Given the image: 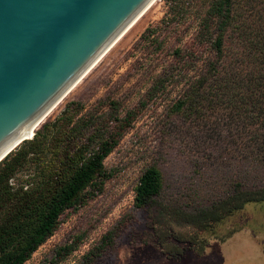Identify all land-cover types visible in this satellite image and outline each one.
I'll return each mask as SVG.
<instances>
[{"label":"rangeland","instance_id":"1","mask_svg":"<svg viewBox=\"0 0 264 264\" xmlns=\"http://www.w3.org/2000/svg\"><path fill=\"white\" fill-rule=\"evenodd\" d=\"M176 6L173 12L169 0L156 1L40 125L78 103L83 113L102 102L115 101L122 111L146 103L105 160L112 177L104 190L92 196L88 189L86 202L62 214L54 235L25 264H264V202L208 228L186 214L226 198L236 180L264 189V130L226 104L198 123L174 114L184 83L148 94L175 49L190 42L204 10L203 0ZM151 166L162 171L164 191L140 209L136 188Z\"/></svg>","mask_w":264,"mask_h":264},{"label":"trees","instance_id":"2","mask_svg":"<svg viewBox=\"0 0 264 264\" xmlns=\"http://www.w3.org/2000/svg\"><path fill=\"white\" fill-rule=\"evenodd\" d=\"M183 1L169 0L171 9ZM203 4L190 42L175 49L173 61L155 78L148 94L184 83L172 106L174 114L198 123L209 110L226 104L253 117L264 130V0ZM102 103L86 113L80 103L75 111L69 106L61 118L44 123L32 140L0 163V264H25L54 235L62 214L86 202L88 189L92 196L104 190L112 177L105 160L146 103L128 111L115 101ZM164 186L162 171L147 168L136 188L137 208L156 202ZM261 202L264 189L236 180L226 198L186 214L200 228H208Z\"/></svg>","mask_w":264,"mask_h":264},{"label":"water","instance_id":"3","mask_svg":"<svg viewBox=\"0 0 264 264\" xmlns=\"http://www.w3.org/2000/svg\"><path fill=\"white\" fill-rule=\"evenodd\" d=\"M156 1L0 0V163Z\"/></svg>","mask_w":264,"mask_h":264},{"label":"bare ground","instance_id":"4","mask_svg":"<svg viewBox=\"0 0 264 264\" xmlns=\"http://www.w3.org/2000/svg\"><path fill=\"white\" fill-rule=\"evenodd\" d=\"M157 1H158V0H157ZM155 3H156V2H155ZM155 3H154V4H155ZM154 4H153V5H154ZM153 5H152V6H153ZM152 6H151V7H152ZM151 7H150V8H151ZM150 8H149V9H150ZM149 9H148L147 11H149ZM147 11H146V12H147ZM146 12H145V13H146ZM145 13H144V14H145ZM144 14H143V15H144ZM143 15H142V16H143ZM142 16H141V17H142ZM144 16H145V15H144ZM141 17H140V18H141ZM140 18H139V19H140ZM139 19H138V20H139ZM138 20H137V21H138ZM137 21L135 22V24L137 23ZM135 24H134V25H135ZM137 24H138V23H137ZM134 25H133V26H134ZM133 26H131V25L129 24L128 27H127V29H126L125 34H126L128 31H130V29H131ZM131 30H132V29H131ZM125 34H124V36H125ZM101 59H102V58H101ZM101 59H99V60L93 65V67H92V68H91V69H90V70L84 75V77H85V76H86V75H87V74H88V73H89V72H90V71H91V70H92V69H93V68H94V67H95L100 61H101ZM84 77H83V78H84ZM83 78H82V79H83ZM82 79H81V80H82ZM81 80H80V81H81ZM80 81H79V82H80ZM79 82H78V83H79ZM78 83H77V84H78ZM77 84H76L75 86H77ZM75 86H74V88H75ZM74 88H73V89H74ZM73 89H72V90H73ZM72 90H71L69 93H64V94L61 96V98H60L57 102L54 103V105L49 109V111H48V112L44 115V117L41 119V122H40V124H39L37 127H39V126H40V125H41V124L47 119V117L51 116V115L55 112V110L58 108V106L61 105V104H62V103H63V102L69 97V95L71 94ZM74 91H75V90H74ZM34 129H35V128H34ZM34 129H30L29 131H27V132L24 134L25 137H27V138H31L33 132L35 131Z\"/></svg>","mask_w":264,"mask_h":264}]
</instances>
